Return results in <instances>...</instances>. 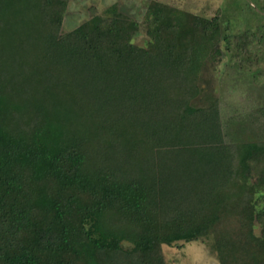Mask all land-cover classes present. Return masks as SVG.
I'll return each instance as SVG.
<instances>
[{"label":"trees","instance_id":"obj_1","mask_svg":"<svg viewBox=\"0 0 264 264\" xmlns=\"http://www.w3.org/2000/svg\"><path fill=\"white\" fill-rule=\"evenodd\" d=\"M68 4L0 0V264H264V141L227 142L202 86L246 35L157 0L62 33Z\"/></svg>","mask_w":264,"mask_h":264},{"label":"rangeland","instance_id":"obj_2","mask_svg":"<svg viewBox=\"0 0 264 264\" xmlns=\"http://www.w3.org/2000/svg\"><path fill=\"white\" fill-rule=\"evenodd\" d=\"M156 0H69L62 33H67L88 20L89 9L97 14L112 4L119 11L142 23L146 5ZM176 8L211 18L222 11L223 33L244 34L248 39L250 62L236 59L234 51L224 49L204 73L206 84L219 101L220 117L226 141L235 143L264 141V0H157ZM145 28L140 27L133 44L144 46ZM232 41V38H231ZM232 47V45H231ZM166 264H218L205 242L162 246Z\"/></svg>","mask_w":264,"mask_h":264}]
</instances>
